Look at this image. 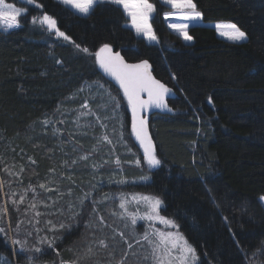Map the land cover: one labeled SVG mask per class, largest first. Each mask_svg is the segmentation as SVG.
<instances>
[{"label": "trees", "instance_id": "1", "mask_svg": "<svg viewBox=\"0 0 264 264\" xmlns=\"http://www.w3.org/2000/svg\"><path fill=\"white\" fill-rule=\"evenodd\" d=\"M149 1L152 44L125 26L117 5L82 16L56 0H6L27 10L21 27L0 29V256L9 264L33 254L13 239L41 247L35 255L47 264H154L121 216V192L159 196L160 214L179 225L195 264H253L241 249L251 258L264 247V0H192L203 24L187 30L191 43L166 27L169 8ZM43 14L70 39L41 26ZM215 22L236 24L247 40L220 38L207 25ZM104 44L127 62L146 60L175 92L171 114L149 117L157 169L136 163L128 105L96 65ZM112 170H123V183L91 179Z\"/></svg>", "mask_w": 264, "mask_h": 264}, {"label": "snow or ice", "instance_id": "2", "mask_svg": "<svg viewBox=\"0 0 264 264\" xmlns=\"http://www.w3.org/2000/svg\"><path fill=\"white\" fill-rule=\"evenodd\" d=\"M25 3L31 5L33 0H24ZM59 4L74 9L82 16H88L93 7L99 3H110L117 6H122L124 12L131 18V27L135 29L138 36L143 37L149 41H156L157 37L153 33V29L149 20L152 18V14L156 11L154 5L149 3V0H57ZM160 3L164 5H170L173 9H179L176 12H165L164 18L168 20L169 17H178L179 19L186 21L184 23H168V27L175 32H178L185 41H191L192 37L188 34V29L192 24L202 22V13L196 10V5L192 3V0H160ZM188 9L190 11H184ZM26 9L15 6L13 3L6 2V0H0V27L4 31L9 29L21 27V22L18 19L26 13ZM33 23L37 22V18L33 17ZM41 26H46L49 32H55V35L62 37L68 41L70 38L60 31L57 26V20L48 14H43L39 18ZM217 32L234 42L246 41V33L240 30L234 23H217L215 24ZM79 48V45H76ZM80 51L88 52L87 48H82ZM96 63L99 64L103 72L114 78L123 90V94L128 101V104L132 111V133L135 135L137 141H139L140 147L143 149V162L147 164L149 169H157L161 165V160L157 158L155 149L152 146L151 138L148 136L146 120L143 117L138 116V111L146 112L149 107L157 108L161 110H167L171 112L172 109L168 107L165 102V96L171 94V89L166 87L163 83L155 80L150 72L148 62L142 61L139 64H126L119 52L113 54L112 48L108 44H104L98 52L95 53ZM59 63V61H57ZM173 79L175 77L173 76ZM102 87V85H101ZM146 92L148 99H141L140 94ZM211 103V100L209 101ZM87 107V105H84ZM47 123V121H45ZM107 140V137L104 138ZM86 159V157H81ZM120 163L119 160L116 161ZM137 165L141 164L140 160L136 161ZM149 176H141V180H149ZM123 183V181H120ZM43 187V185H41ZM209 196L213 203H215V196L209 189ZM24 197H21V202ZM264 201V196L260 198ZM147 205L148 211L140 216L139 213L132 214L127 211L126 205L128 203H141ZM15 203V202H14ZM163 201L159 196H150L143 194H132L130 199L125 198L123 195L120 201V208L124 209L121 216H128L131 219L133 225L136 224L137 219H145L148 221L159 222L164 224L167 228L178 229L179 225L160 214ZM35 207V205H32ZM219 207V205H217ZM6 212V210H4ZM115 215V213H113ZM39 215V213H37ZM101 222H103L101 220ZM19 225L17 226V228ZM63 227V225H60ZM0 233L6 235L5 230L0 228ZM156 237L154 242L150 239L148 232H145L142 239L148 241L152 245L153 258L156 264H173V261L177 264H191L197 259L196 250L188 243L182 233L178 230L176 232H160L156 231L152 233ZM140 241H137L139 243ZM14 245H19L21 253H33L32 255H26L25 260L28 264H36V261L40 259L39 255L42 254L43 249L39 246L28 247L27 241H20L13 239ZM38 244L47 243L48 247H53V241L42 238ZM125 243H128L125 240ZM103 244V241H101ZM264 245V242H262ZM128 248H132V244L128 243ZM246 260L251 259L254 264V260L258 255H264V247L258 248L251 254V258L246 250L241 249ZM127 255V253H125ZM118 264H124L123 259Z\"/></svg>", "mask_w": 264, "mask_h": 264}, {"label": "rangeland", "instance_id": "3", "mask_svg": "<svg viewBox=\"0 0 264 264\" xmlns=\"http://www.w3.org/2000/svg\"><path fill=\"white\" fill-rule=\"evenodd\" d=\"M56 1H57V0H56ZM159 2H160V0H159ZM149 3H151V2L149 1ZM163 5H164V4H163ZM165 6H166L167 8H169V10H168L167 12L170 11V12H176V13H178V12L180 11L179 9H173V8H171L170 5H165ZM120 7H121V9H122L124 15H125V16L127 17V19H128V22H127V24H126L125 26H126L127 28L131 29L132 32H133L135 35H137L136 32H135V29H133V28L131 27V18H130V17L124 12L122 6H120ZM73 10H74V9H73ZM184 11H190V10L185 9ZM78 14H79V13H78ZM162 18H163V20H164V23H165L166 27H167L171 32H173V33H175L176 35H178L184 43H191V42H192V40H191V41H185V40L183 39V37H182L178 32L173 31L172 29H170V28L167 26L168 23H184V22H186V21H183V20L179 19L178 17H169L168 20H165V18H164V14H162ZM149 23H150V22H149ZM217 23H230V22H215V23H209V24H207V25L213 27V28L215 29V32H216L217 36H219L220 38H223V39L228 40V41H232V40H230V39L228 38V36H226V35L222 36V35H220V34L217 32V30H216V28H215V24H217ZM197 24L202 25L203 23H202V22H199V23H195V24H192V25H197ZM0 29H3V28L0 27ZM137 36H138V35H137ZM139 37L143 38L144 41H145L146 43H148V44L155 43V41H149V40L145 39V38L143 37V35H140ZM232 42H234V41H232ZM241 42H243V41H241ZM127 107H128V106H127ZM128 110H129V107H128ZM75 124H76V123H75ZM85 127H90V125L88 124V126L86 125ZM130 129H131V128H130ZM139 151H140V150H139ZM84 157H85V156H84ZM107 158H109V156H107ZM138 158H139V160L141 161V165H142V166H143V165L145 166V171H147L149 168H148L147 164L143 162V154H142L141 151H140V153H138ZM144 166H143V167H144ZM90 176H91V179H92V181L94 182V184L100 186L101 184H108V183H110V182H112V181H113V182H116V183H119V181H122V180H123L124 172H123V170H112V171L107 172L106 174L101 173V172H91ZM133 194H138V193H133ZM122 195H123L125 198L130 199V197H131L132 194H124L123 192H121V194H116V196H115L116 198H114V199H117V201H118L117 205H118L119 209L121 210V212H124V209H121V208H120V201H121V197H122ZM262 196H264V195H262ZM262 196L259 197V201H260V203L262 204V206H263V208H264V201H261V200H260V198H261ZM126 207H127V211H128L129 213H132V214L139 213L140 216H143V215L148 211V207H147V205L144 204L143 202H141V203H128V204L126 205ZM126 217L130 220V225L133 226V227L135 226L136 231L139 232V240L142 241V242H144V243L147 245V247H148V249H149L148 251H150V255H151L150 257H152V259H153V261H154V264H156V261L154 260V258H153V254H152V245H150V244L148 243V241H145V240L142 239L144 233H145V232H148L149 235H150V239H152V240L155 242V241H156V237H155L154 235H152V233H154V232H156V231H160V232H168V231L176 232L175 229H173V228H167L164 224H161V223H159V222L148 221V220H145V219H137L136 224L133 225V224L131 223V219H130L128 216H126ZM142 242H141V244H143ZM194 262H195V261H194ZM194 262H191V264H195V263H196V262H195V263H194ZM0 264H9V262H8V260H7V257H6L5 255H1V256H0ZM15 264H28V262H27L26 260H24L23 263H18V262L16 263V262H15ZM36 264H47V263H46V262H39V261H36ZM165 264H167V262H165ZM173 264H177V262L173 261Z\"/></svg>", "mask_w": 264, "mask_h": 264}, {"label": "water", "instance_id": "4", "mask_svg": "<svg viewBox=\"0 0 264 264\" xmlns=\"http://www.w3.org/2000/svg\"><path fill=\"white\" fill-rule=\"evenodd\" d=\"M103 47V46H102ZM100 50V49H99ZM98 50V51H99ZM97 51V52H98ZM112 51H113V54H115L117 51H115L113 48H112ZM120 53V52H119ZM121 55V54H120ZM122 57V56H121ZM123 58V57H122ZM124 59V58H123ZM95 60H96V56H95ZM142 61H145V60H142ZM142 61H138V62H127L125 59H124V62L126 64H139L141 63ZM149 64V63H148ZM97 68L99 70V72L109 81L111 82L122 94L124 100L126 101L128 107H129V113H130V128H131V135H132V138L136 144V146L138 147V149L142 152L143 154V149L140 147V144H139V141H137L135 135L132 133V111H131V108L128 104V101L127 99L125 98L124 94H123V90L120 88L119 84L117 83V81L112 78L111 76H108L106 75L103 70L100 68L99 64H97ZM150 66V64H149ZM148 71L150 72L151 76L155 79V80H158L154 77L153 73H152V69H151V66L149 67ZM159 81V80H158ZM160 82V81H159ZM162 83V82H161ZM165 85V84H164ZM166 87H168L167 85H165ZM169 89H171V94H168L165 96V102L168 104V101L174 97V90L170 87H168ZM141 96V99L143 100H147L148 99V96H147V93L146 92H143L140 94ZM168 107L171 108L168 104ZM172 112V111H171ZM171 112H168L166 109L165 110H161V109H157V108H152V107H149V109L144 112V111H138V116L140 117H143L145 120H146V125H147V132H148V136L151 138V141H152V146L154 148V143H153V140H152V137H151V133H150V129H149V117H151L152 115L154 114H164V115H168V114H171ZM155 149V148H154Z\"/></svg>", "mask_w": 264, "mask_h": 264}]
</instances>
